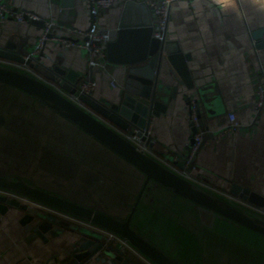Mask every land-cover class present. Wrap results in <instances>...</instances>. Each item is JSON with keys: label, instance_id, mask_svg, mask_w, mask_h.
<instances>
[{"label": "crops", "instance_id": "obj_1", "mask_svg": "<svg viewBox=\"0 0 264 264\" xmlns=\"http://www.w3.org/2000/svg\"><path fill=\"white\" fill-rule=\"evenodd\" d=\"M89 1H80L75 18L65 16L56 36L77 39L73 30L89 27ZM125 1L114 0L98 16L112 30L111 41L117 38ZM135 1L150 8L156 0ZM16 2V7L36 18L58 23L61 7L55 0ZM171 7L166 39L176 42L187 57L194 88H187L172 66L164 63L160 81L169 88L167 109L152 117L148 134L153 147L145 149L168 166L165 154L187 152L193 139L187 101L195 98L208 125L204 132H212L213 137L196 154L191 171L181 174L224 197L235 198L230 195L234 183L264 196V107L256 106V88L264 77V0H174ZM69 23L73 27H67ZM258 30L262 33L256 38ZM41 33L28 21L8 18L0 23V44L23 40L36 47ZM44 49L93 80L91 94L96 98L142 113L138 99L123 89L125 66L107 60L106 67L92 68L85 50L63 41H48ZM231 112L240 127L220 135ZM0 175L21 177L36 188L120 219L129 214L145 180L93 135L34 96L4 84H0ZM144 192L133 225L179 263L264 264L263 236L154 182ZM260 213L264 215V209ZM21 216L17 208L0 216V264H59L72 247L70 228L57 237L47 234L45 242L23 229ZM65 221L81 225L73 217ZM86 264L108 263L92 258Z\"/></svg>", "mask_w": 264, "mask_h": 264}, {"label": "water", "instance_id": "obj_2", "mask_svg": "<svg viewBox=\"0 0 264 264\" xmlns=\"http://www.w3.org/2000/svg\"><path fill=\"white\" fill-rule=\"evenodd\" d=\"M80 1L55 0L61 11L58 23L54 22L47 35L49 39L57 35L61 25H65V16L75 18ZM27 21L42 32L47 23L40 17L27 18ZM67 27H73L72 23L67 24ZM261 33L258 30L253 36L259 38ZM39 41L36 47L23 40H8L0 44V60H3L0 62V84L20 90L47 104L123 157L144 175L145 180L129 214L120 219L36 188L21 177L0 175V216L17 208L22 212L19 223L23 229L45 242L48 241L47 234L57 237L64 233L66 227L70 228L72 247L59 264H86L92 258L108 264H181L154 245L133 225L139 201L148 184L154 182L202 210L264 237V215L260 213L264 209V196L234 183L230 195L237 200L206 190L188 179L181 173L191 171L198 153L186 166L191 145L187 147L186 153L169 152L164 155L170 166L174 167L171 168L129 138L135 133L146 147H153L148 134L149 124L153 116L166 112V101L169 98L168 86L160 81L164 63L172 66L187 88H194L186 63L187 57L176 42L154 36L151 10L145 2L125 1L117 38L107 45V60L126 67L123 89L138 99L141 114L128 111L123 104L82 92L80 86L88 80L84 74L68 68L62 61L45 52V44L52 40L46 41L38 50ZM186 96V93L183 94L184 98ZM187 102L189 106L190 100ZM197 118V125L190 123L192 138L199 129L203 132L208 129L200 108ZM210 137H213L212 132L202 133L199 150ZM72 217L79 220L81 225L65 221V218ZM106 232L116 234L126 243L109 240Z\"/></svg>", "mask_w": 264, "mask_h": 264}, {"label": "built area", "instance_id": "obj_3", "mask_svg": "<svg viewBox=\"0 0 264 264\" xmlns=\"http://www.w3.org/2000/svg\"><path fill=\"white\" fill-rule=\"evenodd\" d=\"M174 0H156L150 3V10L152 14V25H153V34L159 39L166 38L167 26L169 17H170V8ZM16 0H0V23L7 20L8 18L14 19L20 23H24L28 19L35 18V16L27 11H24L16 7ZM114 0H90L89 1V13L92 17L91 24L87 29H75L73 30V35L77 37L74 39L72 37L61 36L58 37L53 35L50 39L47 36L52 28L54 22L46 21V27L41 33L39 38L38 50L41 49L45 42L48 40L60 42L63 41L66 46H74L81 48L86 51L88 55L89 65L94 68L100 67L104 68L107 65V45L112 40V30L108 27L103 26L99 20L98 16L105 9L113 6ZM114 86L116 85L113 81ZM94 85L93 80L88 79L84 81L80 90L82 92L91 94L92 86ZM198 101L195 98L190 99V120L196 125L198 123L197 112L199 110ZM256 106L258 110L264 107V77L258 82L256 88ZM240 127V122L237 120L236 115L231 112L228 114V120L225 125L221 128L219 134L226 135L235 132ZM129 138L137 145L142 148H145V143L140 140L135 133L130 135ZM194 142L190 146L189 157L187 158V164H189L195 154L199 151V147L202 143V132H197L194 135ZM0 192H2L0 190ZM237 199V198H235ZM238 200V199H237ZM106 235L109 240L116 241L121 244L126 242L112 232H106Z\"/></svg>", "mask_w": 264, "mask_h": 264}]
</instances>
